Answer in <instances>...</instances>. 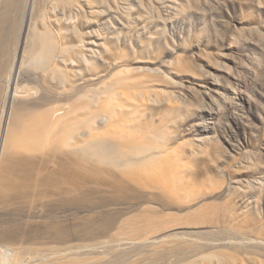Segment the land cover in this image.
<instances>
[{"label": "rangeland", "instance_id": "374dc122", "mask_svg": "<svg viewBox=\"0 0 264 264\" xmlns=\"http://www.w3.org/2000/svg\"><path fill=\"white\" fill-rule=\"evenodd\" d=\"M4 28L12 54L29 37L27 69L56 66L44 37L77 46L71 83H127L131 103L146 101L133 128L164 152L147 186L56 195L32 218L9 210L6 229L67 220L70 264H264V0H0ZM91 225L102 235L75 232Z\"/></svg>", "mask_w": 264, "mask_h": 264}, {"label": "bare ground", "instance_id": "6f19581e", "mask_svg": "<svg viewBox=\"0 0 264 264\" xmlns=\"http://www.w3.org/2000/svg\"><path fill=\"white\" fill-rule=\"evenodd\" d=\"M1 30L0 163L7 168L0 171V264H70L74 231L67 220L54 215L34 219L25 229H6L9 221L1 217H11L12 209L32 218L38 205L53 210L51 199L56 195L78 192L85 198L100 188L120 192L147 186L161 167L164 152L151 146L150 132L133 128L131 108L146 101L140 98L138 104L131 103L128 96L133 91L127 83L97 76L92 77L96 87L88 88L83 81L71 83L69 76L78 70L73 68L75 59L82 58L71 55L77 46H55L44 37L36 43L42 53H56V66L27 69L23 53L29 37L19 40V49L12 54L11 45H6L11 36L7 37L5 28ZM86 44V50L94 54L93 47L101 43L90 40ZM34 61L44 59L35 56ZM59 62L70 73L57 79ZM31 80L39 86L24 85ZM87 228L76 227L75 232L102 235L92 225ZM40 244H47L51 253H39Z\"/></svg>", "mask_w": 264, "mask_h": 264}]
</instances>
